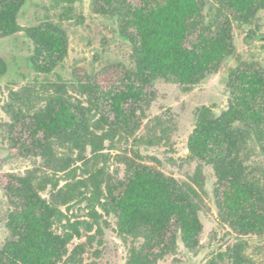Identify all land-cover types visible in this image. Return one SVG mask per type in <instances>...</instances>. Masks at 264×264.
I'll use <instances>...</instances> for the list:
<instances>
[{
	"label": "trees",
	"instance_id": "16d2710c",
	"mask_svg": "<svg viewBox=\"0 0 264 264\" xmlns=\"http://www.w3.org/2000/svg\"><path fill=\"white\" fill-rule=\"evenodd\" d=\"M66 1L71 5L79 0ZM26 2L0 0V39L24 31L34 45L32 69L51 73L68 55L69 35L50 19L22 26L19 15ZM210 2L216 11L208 18ZM93 4L97 12L117 17L120 32L132 44L134 67H123L105 82L95 75L79 80L77 90L84 99L62 90L49 95L42 107L15 114L13 145L22 154L40 156L52 172L34 169L4 175L10 237L0 246V264H61L71 239L81 236L76 223L58 231L66 216L62 205L72 200L86 201L87 213L97 224L104 214L116 217L117 233L128 246L127 264H158L176 250L179 238L189 249L200 244L203 180L166 174L139 154L121 155L122 178L105 166L92 171L77 163L107 156L103 150L108 143L115 147L118 136L134 137L141 126L139 111L150 102L155 81L163 79L190 91L217 73L235 53L234 20L252 22L264 9V0H93ZM7 69L0 57V77ZM227 86L228 108L217 116L205 108L188 148L214 170L221 220L239 235L262 236L264 180L249 161L252 144L264 153V69L240 64L231 69ZM78 170L88 176L77 178ZM87 227L91 229L90 224ZM228 251L232 264H258L245 241ZM222 260L219 253L206 264Z\"/></svg>",
	"mask_w": 264,
	"mask_h": 264
},
{
	"label": "rangeland",
	"instance_id": "374dc122",
	"mask_svg": "<svg viewBox=\"0 0 264 264\" xmlns=\"http://www.w3.org/2000/svg\"><path fill=\"white\" fill-rule=\"evenodd\" d=\"M215 11V3L210 2L207 17L213 16ZM47 19L63 26L70 40L68 55L51 73L32 69L30 58L34 45L24 31L0 39V57L8 64L7 72L0 77V246L10 237L6 227L10 206L2 187L4 175L34 169L52 172L40 156L22 154L13 145L11 124L15 114L19 110L42 107L49 95L62 90L84 99L77 90L79 80L95 75L105 82L123 67H134L132 44L120 32L117 17L97 12L93 0H79L71 5L66 0H27L19 15L22 26L36 25ZM233 34L235 53L217 73L190 91L163 79L155 81L150 87V102L139 111L141 126L134 137L126 140L118 136L115 147L107 142L103 150L107 156L88 158L86 164L77 163L92 171L105 166L112 175L122 178L125 164L121 155L139 154L144 162L166 174L183 180L195 176L203 180L205 204L200 212L203 231L199 246L189 249L179 238L176 250L162 257L158 264H206L219 253L223 254L222 264H232L228 249L243 241L249 245L248 252L258 264H264V235H239L221 220L215 201L214 170L191 155L188 148L189 137L204 109H210L217 116L228 108L227 81L231 69L240 64H255L264 69V9L250 23L234 20ZM252 146L254 152L249 164L264 180V153ZM59 155H63V151ZM88 156H91L90 151ZM81 171L75 173L77 178L88 176ZM62 176L59 177L61 185L65 183ZM62 210L66 216L64 226L60 225L58 231L76 223L81 236L71 239L61 264H127L128 246L117 233L114 215L104 214L101 224H97L87 213L86 201L79 200L62 205Z\"/></svg>",
	"mask_w": 264,
	"mask_h": 264
}]
</instances>
